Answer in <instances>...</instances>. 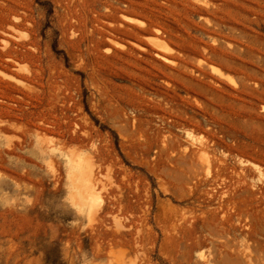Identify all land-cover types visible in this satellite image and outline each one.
I'll return each mask as SVG.
<instances>
[{"label":"rangeland","instance_id":"1","mask_svg":"<svg viewBox=\"0 0 264 264\" xmlns=\"http://www.w3.org/2000/svg\"><path fill=\"white\" fill-rule=\"evenodd\" d=\"M0 127V264L261 262L264 0H0Z\"/></svg>","mask_w":264,"mask_h":264},{"label":"bare ground","instance_id":"2","mask_svg":"<svg viewBox=\"0 0 264 264\" xmlns=\"http://www.w3.org/2000/svg\"><path fill=\"white\" fill-rule=\"evenodd\" d=\"M123 19L131 23H139L138 21L132 18L123 17ZM153 42L155 46L158 47L159 49L163 51L169 50L163 41L154 39ZM7 43L8 42L3 41L4 45H7ZM1 131L2 129L0 127V132ZM82 163H84L83 160L80 158H77L76 154H71V157L68 158V177L70 179V184L72 186V191H73L71 201L79 210H82L83 208H91L94 205L102 206L103 201L100 198V194H99L100 192L98 191L94 178H93L92 166L90 163L86 162L84 163L85 167H82ZM206 166H204V168ZM215 225L216 224H214V226ZM220 225H224V224H220ZM209 227H210L209 229H211V226ZM210 235L212 234L210 233ZM220 236L218 235L219 238ZM222 237L225 239L224 236ZM185 239L187 242L186 248L189 253L197 252V251L199 252L198 260H197V263L195 262V264H253L251 260H247L248 259L247 255H244L241 251L236 252L232 247H229L227 245L226 240H225L226 244L223 241L224 239L221 240L222 243L214 242L211 239H208L207 236H204V237L200 236L199 231L196 228L194 229V227H192L190 230L186 232ZM206 242H210V243H209L208 250L204 251ZM259 258H261L260 263L264 264V255H262ZM259 258L257 260H259ZM260 263H255V264H260Z\"/></svg>","mask_w":264,"mask_h":264},{"label":"trees","instance_id":"3","mask_svg":"<svg viewBox=\"0 0 264 264\" xmlns=\"http://www.w3.org/2000/svg\"><path fill=\"white\" fill-rule=\"evenodd\" d=\"M54 50H55V52H57L55 47H54Z\"/></svg>","mask_w":264,"mask_h":264}]
</instances>
